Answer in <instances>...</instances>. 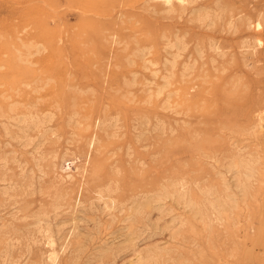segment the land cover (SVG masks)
<instances>
[{
	"label": "rangeland",
	"instance_id": "obj_1",
	"mask_svg": "<svg viewBox=\"0 0 264 264\" xmlns=\"http://www.w3.org/2000/svg\"><path fill=\"white\" fill-rule=\"evenodd\" d=\"M172 5L0 0V264H264V0Z\"/></svg>",
	"mask_w": 264,
	"mask_h": 264
},
{
	"label": "bare ground",
	"instance_id": "obj_2",
	"mask_svg": "<svg viewBox=\"0 0 264 264\" xmlns=\"http://www.w3.org/2000/svg\"><path fill=\"white\" fill-rule=\"evenodd\" d=\"M152 2H159V4L163 5L166 8L167 12H170L173 10V5H172V1H174L175 3H177L178 6H183L184 5V1L185 0H151ZM176 41V40H175ZM175 41H168L166 44V49L167 50H171L173 51L170 55V59H166L164 60L163 64H162V69L166 72V74L170 73L168 76H162L163 77V85H161V87L157 90L156 94L159 95L162 93V90L168 86L169 79L171 78L173 69L176 65V59L180 56V53L183 51V47L179 48V46H182L181 43L176 42L178 44H175ZM179 41V40H178ZM174 42V43H173ZM175 49V50H174ZM186 67V66H185ZM183 68V72H185L187 70V68ZM153 77L156 76L157 72L155 70H151ZM10 117V116H9ZM9 117H7V119H9ZM256 128H257V132H262L264 131V112L262 114H258L256 117ZM10 121H12V123H7L6 126L5 124L2 126V130L4 133V136H8L10 135V137L13 140H19L22 141L23 139L25 141H27L26 143L24 142V146H28L29 143L31 142L30 138L31 136H29V131L31 130V132L33 131H37L39 134V136L43 139L46 140L47 137L46 136V130L44 129V125L46 123V121H49L48 118L43 115H36V114H32L30 113H26L25 114H20L19 116H12L10 118ZM15 128V130H13L14 132L11 131V129ZM11 128V129H10ZM13 133V134H11ZM30 137V138H29ZM30 140H28V139ZM94 142V140L92 141ZM90 142V143H92ZM31 144V143H30ZM6 157H0V161H6L5 159ZM5 163V162H4ZM6 165V164H5ZM4 166V165H2ZM81 177H83V175H81ZM245 180H241L240 181V186L241 189L243 191V188H245ZM5 192V191H4ZM214 194H216V191H214ZM194 201V202H193ZM192 203L194 205V209L198 212L201 211L204 206L199 203V201H196L195 199H193ZM49 238H46L47 243H50V241H48ZM48 254L46 255V262L48 264H57V255L53 252V251H49L47 252ZM152 260V257L149 253H144L143 255L141 254L139 257L136 258V260L134 262H132L131 264H146L149 263Z\"/></svg>",
	"mask_w": 264,
	"mask_h": 264
}]
</instances>
